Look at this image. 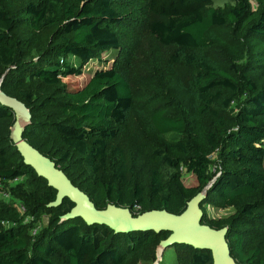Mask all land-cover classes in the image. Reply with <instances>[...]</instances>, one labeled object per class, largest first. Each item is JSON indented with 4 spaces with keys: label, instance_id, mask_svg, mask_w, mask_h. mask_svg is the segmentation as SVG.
Here are the masks:
<instances>
[{
    "label": "trees",
    "instance_id": "16d2710c",
    "mask_svg": "<svg viewBox=\"0 0 264 264\" xmlns=\"http://www.w3.org/2000/svg\"><path fill=\"white\" fill-rule=\"evenodd\" d=\"M234 1L147 0L150 34L175 47L171 65L190 72L184 105L157 78L129 81L115 66L96 69L83 86L70 84L90 61L121 49L125 18L114 0H0V80L31 111L24 137L98 208L181 213L215 178L201 202L202 221L228 226L239 264H264V0ZM45 29H52L49 37ZM14 122V111L0 102V183L26 208L0 196V264L155 259L170 231L115 232L80 216L62 220L75 203L65 197L49 206L57 189L24 162L10 137ZM130 144L150 162L145 176L127 159ZM214 154L223 163L219 172ZM184 169L196 184L184 182ZM206 202L235 211L207 219ZM46 213L49 223L30 233L25 215L39 220ZM173 246L185 252L179 264H214L210 249Z\"/></svg>",
    "mask_w": 264,
    "mask_h": 264
},
{
    "label": "water",
    "instance_id": "95a60500",
    "mask_svg": "<svg viewBox=\"0 0 264 264\" xmlns=\"http://www.w3.org/2000/svg\"><path fill=\"white\" fill-rule=\"evenodd\" d=\"M0 102L10 107L15 113V122L11 127L10 137L16 144L24 162L32 166L39 176L48 180L49 185L57 189L56 198L49 206H58L65 197L75 204L62 215V220L82 217L88 224H106L115 232L132 230H149L157 232L170 231L161 239L157 249H164L176 243H186L195 248L210 249L214 264H239L232 256L227 240L228 226L220 228L203 222L201 202L208 194L213 178L206 186L188 200L187 207L181 213L167 209H151L134 213L129 207L109 203L105 208H98L90 195L74 184L67 174L60 169L56 162L41 153L24 137L27 127L32 122V114L26 104L19 99L7 95L1 88Z\"/></svg>",
    "mask_w": 264,
    "mask_h": 264
},
{
    "label": "rangeland",
    "instance_id": "374dc122",
    "mask_svg": "<svg viewBox=\"0 0 264 264\" xmlns=\"http://www.w3.org/2000/svg\"><path fill=\"white\" fill-rule=\"evenodd\" d=\"M30 0H21V4ZM37 1V0H32ZM234 0H214L215 6H224L234 4ZM114 4L119 12L124 16V25L120 28L121 49L108 53V60H92L87 64L86 72L79 77H74L76 81L70 83L72 86H83L88 81L89 76L98 68L117 67L122 75L129 81L141 76H150L157 78L160 83L174 97L175 101H181V104L189 103L187 94V81L190 77L189 70L183 65H171L169 56L175 50L173 46L160 44L149 32L147 27L149 10L147 0H114ZM52 29H45L47 37L51 34ZM2 81V79L0 80ZM237 101L234 103V105ZM127 159L133 161L142 175L148 173L150 162L144 156L143 152L135 144H130L126 149ZM223 163L217 154L212 157V169L219 172ZM23 177L19 178L22 179ZM183 180L186 184H196V176L183 171ZM4 199L14 200L10 197ZM206 217L219 218L228 216L235 211L233 206L220 207L213 203L206 202ZM50 220V214H44L39 220H34L30 214L25 215V221L31 223L30 233L33 228L41 231ZM185 252L181 249H175L174 246H168L163 252L158 249L155 259L149 260L142 264H179L178 257L183 256Z\"/></svg>",
    "mask_w": 264,
    "mask_h": 264
},
{
    "label": "built area",
    "instance_id": "2783aa9c",
    "mask_svg": "<svg viewBox=\"0 0 264 264\" xmlns=\"http://www.w3.org/2000/svg\"><path fill=\"white\" fill-rule=\"evenodd\" d=\"M16 180H18V179H16ZM0 196L7 197V198L10 197V191L6 190V189L3 187L2 183H0ZM18 205H19V207H20L22 210H25V209H26L25 206H24L21 202H19ZM135 208L138 209L137 211H139V208H140V207H139V205H136ZM37 231H38L37 228H33L32 233L35 234V233H37Z\"/></svg>",
    "mask_w": 264,
    "mask_h": 264
},
{
    "label": "bare ground",
    "instance_id": "6f19581e",
    "mask_svg": "<svg viewBox=\"0 0 264 264\" xmlns=\"http://www.w3.org/2000/svg\"><path fill=\"white\" fill-rule=\"evenodd\" d=\"M158 251H159V252H162L160 248L158 249Z\"/></svg>",
    "mask_w": 264,
    "mask_h": 264
}]
</instances>
